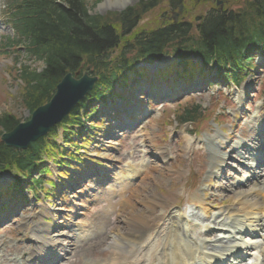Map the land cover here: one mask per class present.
I'll return each instance as SVG.
<instances>
[{
    "label": "rangeland",
    "instance_id": "374dc122",
    "mask_svg": "<svg viewBox=\"0 0 264 264\" xmlns=\"http://www.w3.org/2000/svg\"><path fill=\"white\" fill-rule=\"evenodd\" d=\"M85 2L90 10V13L93 15H101L105 16L109 13H120L122 11H125L126 9L133 7L137 4H139L141 1H150V0H82ZM230 5L229 8H236V5H239L243 0H228ZM169 0H162L160 2V5L147 13L144 17L142 22L140 23L138 29L139 30H149L152 28H157V26L162 25V21H166L167 18L164 19L166 14H168V4ZM2 2L0 3V116L4 115H10V116H16L19 120L22 122H25L29 119L30 114L27 110H25L18 100V85L20 83V79H13V77L16 76V69L21 66H28L31 69L37 68L38 70L42 69V63L36 62L35 59H29L27 55L25 54V51L22 50V47L17 46L18 48H12V49H6V38L11 37L13 32L9 27H6L3 24H1L3 19V7ZM192 7V4L187 1L186 2V9L187 14L184 16L185 22H191L195 24V19L200 14H206L213 8V3L209 2L208 0H204L200 3H198L195 7ZM236 10V9H234ZM21 48V49H19ZM123 49L120 51V54L122 53ZM169 52L168 50H166ZM165 51V52H166ZM119 54V51L115 52L114 56H117ZM134 57L133 53L126 52V58L132 59ZM18 62L20 65L15 67L14 63ZM170 57H165L161 64H156L154 66L153 70H158L163 67L169 66ZM199 62V61H198ZM255 65L257 66L256 69H254L252 72L249 73L247 77V80L244 82L239 90H236L235 88L227 89V83L215 87H211L208 89L206 87V90L200 95H196L192 98H182L180 101L174 102L172 104H166L163 106H152L151 108V114L147 118V124L148 127L146 128V131L151 134L152 141L150 144H147L143 150V154H139V157H144V154H147V157L145 159H149L152 162H155L157 165H162L161 162L154 161L153 157H156V152H164L168 156L167 163L173 164V170H176L175 176L172 178L170 177L171 174L166 175L165 174V181L160 180L159 178V185L156 187V176L157 171L156 169L151 170V174H149L148 179H145L143 182H141L139 189L136 190L137 194L139 196L145 195L147 193V190L149 189V193H153L159 197L162 198L168 197L167 194H170L171 200H175L176 197H178V201L176 205H190L191 200H189L188 194L192 192L193 196L191 197H197L198 201L203 205H197V207H193L192 215L195 216L194 221L199 225L203 226L208 223V220L205 218V211H211L213 213L217 212L218 210H222L223 208H227L228 206H231L234 201V196L232 200L226 204L221 205V199L224 198L228 193L226 191H214L209 190L208 186H205V180L207 177V174L209 172V164L211 163L209 161V157L206 156V152L203 151L199 146L192 145L191 149H187L189 143L192 142L193 144L197 140V137L204 138L208 135L216 136L217 134H220L222 140V143L230 144V146H235L237 142H239V139H236L234 136L230 135L231 133L237 134L239 136L243 130H246L250 132L248 129L251 127V124L249 123L246 125L249 121V113H255L257 110V106L259 103L263 104L262 106V113H264V58L255 55ZM152 75V73L150 74ZM19 78V77H17ZM154 84V83H153ZM202 87L201 84L197 85V88ZM178 90H181L180 88ZM244 91L246 92L247 97H249V100H243L239 101V97L244 95ZM130 96V94H129ZM240 102V103H239ZM185 105L194 106V105H200L202 106L205 113L202 114L200 118V125H185L184 127L180 128L177 127V123L175 120V114H178L182 107ZM236 113L237 117L235 120H233V117L227 118L229 116L226 115L227 112ZM108 110L106 112H102L100 115L103 117L104 114H107ZM240 113V114H239ZM223 116L224 119L219 120L220 126L217 122V117ZM143 117H141L142 119ZM142 126V125H141ZM114 127L112 123L108 124V127H104L101 129L103 131V134L105 136L111 137V128ZM145 129V128H144ZM100 131V130H99ZM225 133H222L224 132ZM1 132V131H0ZM183 132L188 133L190 136H187L183 134ZM197 133L196 136L194 134ZM141 135H146V133H141ZM232 139H229L227 141L228 136ZM104 136V135H103ZM128 134H123V136L118 140V144L120 145V149L118 152H115L114 155H123L125 156L126 153L131 152V146L135 145L138 146L140 143L143 142L144 136H140V134H137L138 138L136 137V140L133 141L132 138H128ZM60 137V136H59ZM186 137L187 139H184ZM113 138V137H112ZM196 139V140H195ZM74 140V137H73ZM78 142L82 139L77 138ZM96 140V139H95ZM221 140V139H220ZM84 141L79 142V145L84 146ZM115 143V142H113ZM92 145V146H91ZM104 140L101 141L99 144H95L94 142L90 141V144H88L89 152H93V150H97L101 156L103 154L101 151L104 150L102 148L105 146ZM112 147V146H110ZM152 152V153H150ZM148 153H150L148 155ZM91 159V157H87ZM176 159V160H174ZM136 160V159H135ZM107 166L110 167V164L108 162H105ZM216 161L214 162V164ZM208 165V169H206V166ZM235 165L238 169H241ZM107 166H104V168H107ZM169 164H166V168H168ZM200 167H204L203 169ZM103 172L104 169H101ZM105 175H108V173L104 172ZM226 173H228L229 176L233 175L238 178L237 175L233 173L231 170H226ZM12 177L9 175H1L0 176V187H6L9 183L12 182ZM197 182L199 185L197 189L192 190V188H189V185L191 183ZM223 182H217L214 183L213 186H221L224 187ZM204 190V191H202ZM208 191V192H207ZM206 192L205 195L203 193ZM216 195V196H215ZM136 199V197L134 198ZM133 202H130L128 206L132 208L123 216H127L130 213H134L133 218L135 221H139L143 224H149L150 226L153 224L154 219L156 218V211L155 214L152 216H148L147 208H145L142 203H139L136 199ZM191 199V198H190ZM145 200V199H144ZM172 203V201H171ZM139 204V205H138ZM85 206L87 204H84ZM106 203H100L97 206H93L91 208L90 213L87 215L88 218H91L94 214L98 213L99 210H101ZM42 209H46V204H41ZM108 206V205H107ZM127 206V207H128ZM40 210H36V212H40ZM112 211H110L111 213ZM112 214V215H111ZM110 214L111 218V224H114L113 222H118L121 218L118 219L117 215L113 218V212ZM26 216V215H25ZM71 218V214H69ZM20 220V219H19ZM106 223L109 224L110 221L107 218ZM66 224V223H64ZM119 225V222L116 224ZM113 227L106 226L104 229H101L100 235H98V239L101 241H109L112 236V232L115 230ZM8 240V239H7ZM105 245L100 248V252L102 253L103 248ZM132 251V250H129ZM131 253V252H130ZM103 254V253H102ZM106 255V254H104ZM84 254H80L79 256V263H81V259H84ZM95 257L93 254H89V257ZM104 257V256H103ZM74 260V259H73ZM95 260H98L97 258ZM65 264H75L71 262H66Z\"/></svg>",
    "mask_w": 264,
    "mask_h": 264
},
{
    "label": "trees",
    "instance_id": "16d2710c",
    "mask_svg": "<svg viewBox=\"0 0 264 264\" xmlns=\"http://www.w3.org/2000/svg\"><path fill=\"white\" fill-rule=\"evenodd\" d=\"M145 7L146 5L142 6L143 10ZM18 12L20 21L25 23L22 36L31 45L28 47L29 51L34 52L32 54L39 59H44L47 66L40 80L28 79V74H24L29 83H37L36 87L32 86L33 93L28 95L27 100V105L32 109L36 108V103L44 98L45 93L54 88L60 77L67 71L79 69L82 63L91 66L99 77V83L90 96L105 98L114 93L117 84L121 86L126 81V73L132 66L127 68L120 57L110 61L109 56L125 42L124 35L127 31L124 29L131 28L135 23L131 22L133 12L129 11L117 18L120 30L112 23L117 19L90 16L81 0H22ZM200 26L201 43L198 48H175L176 57L183 61L187 56L195 54L202 56L206 63L207 58L215 59L218 71L223 76L230 77L223 70L231 68L233 74H236L243 67L247 54L264 48V0H246L238 11H213ZM173 28L174 26L168 27L156 34H143L135 38L136 48L139 49L136 63L148 57L152 60L159 58L164 48L179 37L177 32H173L176 31ZM122 31L124 32L121 33ZM250 61L248 58L247 63ZM181 66L186 67L182 62ZM80 108L87 114L89 104L84 103ZM78 114L79 110L75 111L69 121L80 118ZM198 114V107H187L182 113L181 121L195 122ZM0 124L8 130L15 122L13 118L5 116ZM65 139H69L68 134ZM47 146L52 148L51 145ZM43 147L44 144L39 142L31 149L18 153L0 145V166L33 172Z\"/></svg>",
    "mask_w": 264,
    "mask_h": 264
},
{
    "label": "bare ground",
    "instance_id": "6f19581e",
    "mask_svg": "<svg viewBox=\"0 0 264 264\" xmlns=\"http://www.w3.org/2000/svg\"><path fill=\"white\" fill-rule=\"evenodd\" d=\"M257 125L260 126V130L262 132L260 135H263L264 115H262L259 118V120L257 121ZM260 135L257 134L256 138H259ZM213 141H216V140L214 139V140H211L210 142L212 143ZM253 141H255L256 143V139H254ZM222 145L225 147L224 144ZM228 148L229 147H226L224 149H228ZM241 148H244V145L237 144L236 149H231V150H238ZM110 151L114 152L113 150H110ZM112 154L113 153H110L108 156H104V158L106 160H109L115 163L116 160L113 159L114 156ZM209 155H210V158H214V159L218 158V156L216 154H213L212 152H209ZM226 156L227 155H225L224 158H226ZM117 164H119V162H117ZM122 164H123V161L121 162V165ZM148 172L149 171L145 173H138L139 180L136 184H124L125 186L122 187L121 192H120L121 196L119 195V197L124 203H128L130 199L133 200L136 197L138 202L144 204L143 206L147 208L148 211H154L156 208V220H157L158 219L157 216L159 212L161 211V209H162V214H163L164 209L166 208V207H162V204L164 201H162L161 198L157 197V195H156V198H154L155 194L151 192L149 193V189L147 190V193L145 195H141V196H139L136 192L137 184L140 181L141 182L143 181L144 176L148 174ZM132 176H133L132 173L126 172V177L128 181H129V178ZM159 178L162 181H165L166 179V177L163 176L161 172L158 173L156 176V187L159 185V181H160ZM262 178H264V176ZM252 180L255 181V178H252ZM241 184H244V183H241ZM234 197L236 200L234 201L233 207L237 208V212L233 213L235 214L234 217H232V212H229V210H226L221 213L222 214L221 216L225 215L226 218L222 219L218 223L220 227H225L221 229V233L225 235V237L223 238L226 240L227 239H231V240L238 239L239 235H241L244 231L237 232V229L240 228L243 222H245V223H249L247 224L246 227H249L251 226V224H253L255 225L256 229H260V233L263 234V236H259V238L260 240L264 241V186L254 185V187L251 188L250 190L239 193V194H235ZM231 198H232L231 196H226V200H230ZM136 199H134V201ZM124 203H123L124 207H123L122 213L127 212V209L125 206L127 204H124ZM148 204H150V206ZM110 206L112 209L113 205L111 204ZM243 207L247 208V212L243 214L242 219L239 220V218H237L236 216L241 214L239 213V211L243 210ZM105 212L108 213V211H105ZM133 215L135 214L132 212L127 216H123V219L121 220V223L123 224V226L119 228L117 231H114L112 235L113 237L111 236L112 238H114L113 241H115L116 239L120 240V243L122 245H120L118 242H117L118 244H116L115 242L112 244L113 246L112 247L113 249L112 257L110 258L111 260H109L108 264H126V261L128 259L126 258V256L124 257V254L121 252V247L125 246L126 243H129L132 246H136L134 248H138L140 250V257L139 256L136 257V260H135L136 262L134 264H149L150 262H152L155 255H156V264H196L195 259L199 258L198 255L201 254L203 256V252L201 251V248H199L198 245H196V243H194L195 244L194 247H186V245H182L181 243L177 242L178 235L174 236V232H176V230L173 225H176L177 223H175V220H177L178 222L180 219H182L181 217L177 216L176 218L175 216L174 218H171V219L167 218L165 225L162 226L161 229L156 232V235L154 237L146 236V233L152 230V228L147 227L142 237V236H137V234L141 232L140 229L142 227L144 228L146 227L145 226L146 224H143L139 221H135L133 218ZM161 216H164V215H161ZM220 219L221 218L215 219L214 221H219ZM239 222H241L240 225H238ZM83 225L88 226L89 229L88 231H86L85 227L83 226L79 228V233L80 231L82 234L85 233L84 236H80V234L78 235L79 240L87 239L92 235V233L94 234V228L90 226L92 225V222L85 223ZM227 227H229V230L226 229ZM255 231H253V233L250 232L251 237L252 235L254 236ZM38 234L39 233L37 234L34 233L33 235V237H37L36 238L37 242L40 241V239L38 238L40 236ZM196 235H197V232H196ZM255 238L257 237L255 236ZM140 240L144 241V243H141ZM111 243L112 242H109V241L104 242L106 246ZM99 246L100 244L97 245L95 248H93L90 244L87 243L85 245L80 246V249H81L80 251L81 253H84V254L95 253L96 250L99 248ZM250 246L252 247L254 245L250 244ZM33 255L34 254H32L31 256ZM261 255L264 259V249L261 250ZM204 256L207 257V254L204 253ZM208 258H209V261L207 262H210L211 260L215 261V259L211 256ZM0 264H3L1 260H0Z\"/></svg>",
    "mask_w": 264,
    "mask_h": 264
},
{
    "label": "water",
    "instance_id": "95a60500",
    "mask_svg": "<svg viewBox=\"0 0 264 264\" xmlns=\"http://www.w3.org/2000/svg\"><path fill=\"white\" fill-rule=\"evenodd\" d=\"M95 82L96 79L89 78L87 74L76 82L70 75L65 77L57 87V95L52 104L39 109L30 122L15 128L13 133L3 139L5 144L16 149H25L32 142L46 135L52 126L62 121L74 109L93 88Z\"/></svg>",
    "mask_w": 264,
    "mask_h": 264
}]
</instances>
